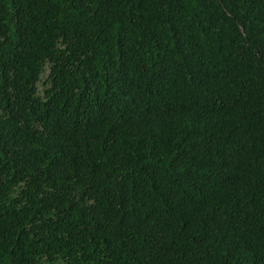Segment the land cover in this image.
Listing matches in <instances>:
<instances>
[{
    "label": "trees",
    "instance_id": "16d2710c",
    "mask_svg": "<svg viewBox=\"0 0 264 264\" xmlns=\"http://www.w3.org/2000/svg\"><path fill=\"white\" fill-rule=\"evenodd\" d=\"M0 264H264V0H0Z\"/></svg>",
    "mask_w": 264,
    "mask_h": 264
}]
</instances>
